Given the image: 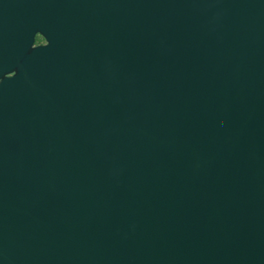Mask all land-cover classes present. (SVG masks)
I'll return each mask as SVG.
<instances>
[{"label":"water","instance_id":"obj_1","mask_svg":"<svg viewBox=\"0 0 264 264\" xmlns=\"http://www.w3.org/2000/svg\"><path fill=\"white\" fill-rule=\"evenodd\" d=\"M0 264H264V0H0Z\"/></svg>","mask_w":264,"mask_h":264},{"label":"flooded vegetation","instance_id":"obj_2","mask_svg":"<svg viewBox=\"0 0 264 264\" xmlns=\"http://www.w3.org/2000/svg\"><path fill=\"white\" fill-rule=\"evenodd\" d=\"M38 36L41 38V40L40 41H37V42L35 41V44H43V43H45L44 38L40 34H37L36 35V37H38ZM36 37H35V39H36Z\"/></svg>","mask_w":264,"mask_h":264},{"label":"trees","instance_id":"obj_3","mask_svg":"<svg viewBox=\"0 0 264 264\" xmlns=\"http://www.w3.org/2000/svg\"><path fill=\"white\" fill-rule=\"evenodd\" d=\"M41 40V38L38 36V37H36V39H35V41L37 42V41H40Z\"/></svg>","mask_w":264,"mask_h":264}]
</instances>
